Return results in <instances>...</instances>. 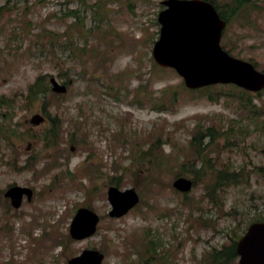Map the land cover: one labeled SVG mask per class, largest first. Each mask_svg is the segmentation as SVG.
I'll list each match as a JSON object with an SVG mask.
<instances>
[{"label":"rangeland","instance_id":"374dc122","mask_svg":"<svg viewBox=\"0 0 264 264\" xmlns=\"http://www.w3.org/2000/svg\"><path fill=\"white\" fill-rule=\"evenodd\" d=\"M161 1L0 0V264H69L85 248L102 251V264H209L208 252L264 217V110L255 117L244 107L240 87L190 89L154 60ZM257 3L227 22L221 43L264 70ZM42 74L49 90L30 102L28 86ZM51 76L68 81L65 93L51 89ZM250 96L264 105V91ZM37 112L45 120L32 124ZM46 112L62 120L51 146ZM198 124L218 129L213 142L204 138L208 157L238 171L217 201L206 195L210 176L186 193L172 184L201 165L190 143ZM11 184L32 187V199L12 206ZM111 185L140 197L119 217L109 214ZM82 206L100 221L75 239L70 224Z\"/></svg>","mask_w":264,"mask_h":264},{"label":"water","instance_id":"95a60500","mask_svg":"<svg viewBox=\"0 0 264 264\" xmlns=\"http://www.w3.org/2000/svg\"><path fill=\"white\" fill-rule=\"evenodd\" d=\"M159 11V36L152 47L154 60L161 66L174 68L188 88L195 89L218 83H234L249 91L264 89V70L247 59L235 56L221 44L227 20L221 17L210 0H162ZM51 89L65 93L67 84L50 77ZM45 116L34 113L29 121L39 124ZM173 186L182 192L193 187V179L176 177ZM33 188L12 184L4 191L11 205L18 208L24 196L33 197ZM108 199L112 208L109 214L119 217L139 202L138 192L132 188L120 189L111 185ZM100 215L91 207H80L70 224V235L82 239L93 235ZM237 264H264V220L250 223L236 242ZM104 253L96 248H85L68 260L69 264H102Z\"/></svg>","mask_w":264,"mask_h":264},{"label":"trees","instance_id":"16d2710c","mask_svg":"<svg viewBox=\"0 0 264 264\" xmlns=\"http://www.w3.org/2000/svg\"><path fill=\"white\" fill-rule=\"evenodd\" d=\"M210 1H212L215 4L221 16L225 18L228 22L231 21L233 18H236L238 14L241 13L242 11L247 13L252 8L253 9L262 8V5L257 3V0H231L229 3L224 4L223 7L218 2H216V0H210ZM1 8L2 6H0V9ZM77 16L78 18H81L78 13ZM52 34L56 36V33H54L53 31ZM72 48H74L73 44H72ZM82 50L84 51L85 49L82 48ZM227 50L231 53L230 49ZM253 63L257 66L256 62ZM45 77L46 75L42 74L38 76L35 81L29 84L26 98L29 99L30 102H33L41 93H45L47 90H49V86L43 81L45 80ZM64 82L68 83V81H64ZM43 83H45L44 86ZM216 86L219 87L221 91H223V94L225 92L224 89L227 86H231L232 89H236V90L239 89V86L235 84H218V85L213 84L201 88L208 90V89H212L213 87L215 88ZM141 89L142 87H139V90ZM240 90L244 93L238 97L241 104L244 107L250 109V111L255 114V117L260 113H262V110H264V105H258L254 103L252 97L250 96L251 91L245 90L243 88H240ZM263 91L264 89L259 91L258 93H261ZM47 115L48 118L50 119V125L48 126V128L44 133V140L47 142L49 146H51L54 144V142L57 141L58 137L61 134L62 120L60 121L57 115L51 116L48 113ZM263 125H264V120H263ZM217 131L218 129L217 126L215 125L203 127L202 125L198 124L193 137L190 139L191 145L195 148L194 153H196L199 156V160H201V165L200 167L195 168L196 167L195 163H198V160H196L194 164L189 166V171H191L194 174V178H193L194 183H196V181L198 180H202L204 177L210 176L211 181H209L208 178V181L210 183L206 184V189H207L206 195L214 201H217L218 198L217 196H220V192H219L220 188L221 187L223 188L225 185L230 184L232 182L233 183L236 182L237 180L236 178L238 176L237 175L238 171H236L235 169H232L228 165L222 164L217 158H215L214 161H212L211 158L208 157L209 153L206 152L207 147L203 146L204 138L208 136L210 142H213L216 134L218 133ZM159 145L161 144H158L157 146ZM156 159H158V163L167 166L168 161L166 160H169L167 159V157L165 158L164 156L158 154ZM257 168L264 175V166H259ZM256 220H264V217L256 218ZM241 234H236L235 232L234 235L235 237H231V241L229 243L224 244L221 247H216L210 252H208L207 259H209L208 260L209 264H237L238 255L236 252V241L241 236ZM148 245L149 246L147 247V249L149 251L156 252L155 249L156 244L154 239L150 240V244ZM154 254H151L150 258H152V256H155ZM166 259L167 258L163 255L157 258V260L161 262L165 261ZM145 264H148V260L145 261Z\"/></svg>","mask_w":264,"mask_h":264}]
</instances>
